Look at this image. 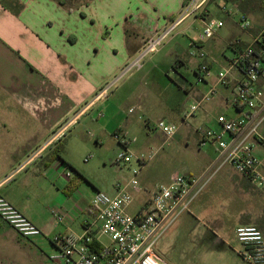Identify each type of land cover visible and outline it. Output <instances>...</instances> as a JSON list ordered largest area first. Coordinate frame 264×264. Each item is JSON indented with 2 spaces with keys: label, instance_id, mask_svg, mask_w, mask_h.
<instances>
[{
  "label": "crops",
  "instance_id": "1",
  "mask_svg": "<svg viewBox=\"0 0 264 264\" xmlns=\"http://www.w3.org/2000/svg\"><path fill=\"white\" fill-rule=\"evenodd\" d=\"M188 1L190 0H0V97L3 96L0 98V166L4 168L3 173H0V196L7 198L40 227L43 232L41 237L49 235L51 243L60 251L61 248L55 241L58 234L84 235L90 230L96 244H105L102 236L97 234V210L92 205L93 196L101 190H96L94 194L81 192L80 180L73 174L71 177L65 176L72 163L61 153L63 136L108 96L109 90L102 93L106 89L101 88L104 79L121 73L149 37L163 31L180 16ZM225 1L234 3L254 17L252 26L248 30H242L236 16H227L225 25H229L231 32L239 30L229 39L228 48L236 38L252 41L263 28L259 26L261 21L256 20L260 18L257 15L261 12L259 0ZM213 4L215 3L210 5ZM198 19L201 18L196 20ZM214 40L208 44L202 43L208 53L206 62L211 68L210 76L203 81L209 86L208 91L212 85L218 84L217 75L228 66L229 61L225 51L224 59L219 60L216 51L221 42ZM180 50L175 46L168 55V65L173 69L178 64V71L188 65ZM199 61L201 63L200 59ZM214 63L220 65L216 74L212 71ZM160 66L155 65L149 73L142 75L141 84L136 78L130 80V85H135L131 93L135 94L140 109L145 106L150 109L154 103L147 101L150 90L155 89V97L162 96L163 87L156 80L152 83V89L151 86L148 89L141 86L144 79L161 70ZM197 68L199 69V65ZM139 72L135 74L138 75ZM195 73L199 76L197 71ZM235 76H238V72ZM144 81L145 85H150L147 80ZM233 90L234 84L231 81L226 86L219 85L208 106L205 107V104L202 107H205L206 113L220 107L225 109L217 112L216 122L219 114L231 109ZM185 91L187 94L192 93L189 87ZM206 93L194 91L195 100ZM167 108H170L169 104ZM140 117L128 116L119 129L129 131L135 123H139ZM146 124L149 126L148 121L145 126ZM181 124H185L183 120ZM181 124H178L179 129ZM263 125L261 132L264 135ZM96 138L98 143L102 141L100 137ZM57 151H60V156H56ZM31 166V174L42 175L45 187L53 190L56 187L57 193L50 196L52 204L57 205L54 214L58 212L66 215L65 221L56 222L61 223L62 227L50 230L51 221L46 223L32 212L30 195L8 185L13 176L29 171ZM81 177L84 178L82 175ZM147 179H141L144 187L151 185ZM116 193L115 186L110 188L109 194ZM47 196L50 197L49 192ZM148 197V193L144 191L136 193L135 201L128 210L137 213ZM180 223L168 232L157 248L160 257L168 264H233L234 260L238 261V256L241 257L238 248L230 246L227 238L229 235L225 236V233L210 225H206L203 231H191L183 235L177 228ZM3 230L11 231L21 244L34 245L33 238L22 236L0 217V233ZM181 238L187 239L186 247L177 255L175 247ZM17 251L16 256L7 257L15 264H30L25 256L26 250ZM66 262L72 264L67 260Z\"/></svg>",
  "mask_w": 264,
  "mask_h": 264
},
{
  "label": "rangeland",
  "instance_id": "2",
  "mask_svg": "<svg viewBox=\"0 0 264 264\" xmlns=\"http://www.w3.org/2000/svg\"><path fill=\"white\" fill-rule=\"evenodd\" d=\"M230 5L234 6L232 2ZM210 6L213 18L224 19V21L227 19V14L220 12L215 4ZM260 11L257 15L260 18H256V20L259 19L261 21L259 26L264 27V1L263 9L261 8ZM250 17L253 21L254 17L252 15ZM204 27L205 21L202 19L187 18L174 31V35L172 34L168 39L166 46L164 45L158 52L152 53L144 59L141 69L133 70L116 83L115 80L120 73L104 79L101 88H108V96L85 114L74 127L65 133L62 139L61 153L64 158L72 163V166L68 168L73 176L80 180L81 192L86 191L94 194L96 190H101L110 193V188L116 187L119 182L124 183L128 180L126 178L130 179L132 169L139 166L135 158L127 165L123 163L119 166L115 163V159L121 150V146L115 138L116 133L128 134L129 137L136 138V142L131 146L132 151L134 153L143 152L150 156L146 168L139 175V179L147 177L151 188H154L157 183L168 181L174 172L200 176L208 169L211 161L216 158V147L212 142L202 145L200 142L201 135L197 131L200 128L206 129L208 127L220 129L215 115L225 109L220 107L218 110H209L206 113L204 109L210 101L194 117L185 124H181V117L196 99L194 91L199 90L206 93L209 89L208 85L198 82L199 76L195 71L199 72L197 67L200 61L191 55L194 49L189 44L192 39H200ZM238 31L231 32L229 25L226 24L217 30L215 38H205L203 43L208 44L210 41L218 39L221 44L216 53L219 60H223L224 51L228 57L233 55V51L228 48L227 43L231 36ZM175 46L181 49L180 51L184 53L183 56L188 63L187 67L181 68V71L174 69L178 68V64L173 69L171 65H168L170 62L169 51ZM139 53L140 51L137 52L136 56ZM155 65H161V70L157 74L156 72L152 74L150 78L144 79L150 85H145L143 80L141 86L147 89L151 86L150 89H152L154 87L152 83L156 80L158 85L163 87L162 96L161 98L155 97L153 93L155 89L150 90L147 101L150 104L152 101L154 103L150 109L149 107L146 109V106L140 109L137 106L135 94L131 93L135 85H130V80L136 78L140 83L142 75L149 73ZM219 70L220 65L214 63L213 74ZM137 72H139L138 75L135 74ZM188 87L192 91L190 94L185 91V88ZM168 104L170 105L169 109L167 108ZM133 107L135 111L130 113L129 110ZM128 116L140 117L139 123H135L129 131H122L119 128ZM160 119L181 124V128L175 136L167 137L160 129L156 128ZM147 121L149 126L147 124L145 126ZM97 136L102 139L99 143ZM87 157H90L89 161L85 160ZM32 170L33 166L30 167L29 171L13 176L8 185L21 193L30 195L32 212L46 223L50 220V230L62 227L61 223H56L57 218L54 214L56 210L54 211V209L57 205L56 203L52 204V197L50 196L57 193L56 187L54 190L48 189V186L45 187V181L42 180L44 179L43 176H33ZM3 171L4 168L0 166V173ZM48 192L50 197L47 196ZM179 222L181 223L177 228L183 235L191 231H203L206 229V225H210V227L225 233V236L229 235L227 238L230 240V246L237 249L240 247L235 234L238 226L253 224L264 232V192L260 191L230 164H226L198 195L193 203L192 211L183 215L177 224ZM48 236L34 237V246L30 243H19L11 231L3 230L0 233V250L2 252L0 253V264H15L7 256H16L18 254L17 249L26 250L25 256L30 264H67L64 258L52 259V256L60 255L61 251L51 243ZM101 239L105 244L109 243L107 236H102ZM186 240L181 238L180 243L175 247L177 255L183 252L186 247ZM233 255L238 256V254ZM238 257V261L234 260L233 264H248L240 256ZM175 262L173 261V263ZM178 263L182 264L181 262Z\"/></svg>",
  "mask_w": 264,
  "mask_h": 264
},
{
  "label": "built area",
  "instance_id": "3",
  "mask_svg": "<svg viewBox=\"0 0 264 264\" xmlns=\"http://www.w3.org/2000/svg\"><path fill=\"white\" fill-rule=\"evenodd\" d=\"M263 1L259 0L260 10L263 9ZM211 3L218 5L227 16H236L241 29L248 30L252 26L250 15L234 3L231 6L230 1L190 0L170 26L147 39L139 55L127 63L115 83L133 70L141 69L144 59L158 52L174 31L190 17L205 21L200 39L189 42L194 49L191 55L201 60L198 82L205 81L210 76L211 68L206 62L208 53L202 45L203 39L213 38L217 30L225 26L224 19L211 16ZM230 49L233 55L229 57L228 66L218 73V84L212 85L206 94L195 100L182 116L183 123H186L212 100L219 85L226 86L230 81L233 82L231 109L217 117L220 129L208 127L197 131L201 135L202 145L212 142L216 147V158L208 169L200 176L174 172L168 181L157 183L154 188L150 185L144 187L139 175L150 156L132 151L131 146L136 138L116 133L115 138L121 150L115 163L127 165L135 158L139 166L132 169L130 179L116 184L115 195L97 191L92 198V205L97 210V234L107 236L110 242L97 252L92 248L95 237L90 230L84 235L58 234L55 241L61 253L53 256L54 259L64 258L72 264H168L157 252L159 243L183 215L191 212L198 195L223 166L230 164L264 192V135L261 132L264 123V27L250 42L243 38L234 39ZM236 72L238 76H235ZM134 111V107L130 109L131 113ZM156 128L167 137H173L179 125L160 119ZM89 159L87 157L85 160ZM65 176L71 177L72 172L66 171ZM143 191L149 195L146 203L137 213H131L128 207L134 203L136 193ZM55 215L59 222L66 220L63 213L57 212ZM0 217L26 238L43 234L40 227L3 196H0ZM235 234L240 243L238 252L241 257L250 264H264L263 230L256 225L245 224L238 226Z\"/></svg>",
  "mask_w": 264,
  "mask_h": 264
},
{
  "label": "trees",
  "instance_id": "4",
  "mask_svg": "<svg viewBox=\"0 0 264 264\" xmlns=\"http://www.w3.org/2000/svg\"><path fill=\"white\" fill-rule=\"evenodd\" d=\"M174 67H175V66H174ZM175 69H176V68H175ZM198 73H199V72H198ZM56 156H60V151H57ZM70 166H71V165H70ZM92 248H93L95 251L99 252L100 250L103 249V246H102L99 242L96 244V241H94V242L92 243Z\"/></svg>",
  "mask_w": 264,
  "mask_h": 264
}]
</instances>
